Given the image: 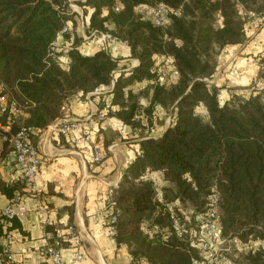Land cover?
<instances>
[{
    "label": "trees",
    "instance_id": "obj_1",
    "mask_svg": "<svg viewBox=\"0 0 264 264\" xmlns=\"http://www.w3.org/2000/svg\"><path fill=\"white\" fill-rule=\"evenodd\" d=\"M159 2L167 6L160 25L136 8L139 3ZM75 3L83 13L85 34L108 32L125 43L128 57L137 59L138 65L122 71L104 49L82 53L78 45L83 39L76 33L75 13L66 0H0V82L7 99L21 109L18 116L0 112V137L22 126L35 131L45 128L61 116L60 106L66 98L92 93L102 97L103 91L111 88L105 114L132 128L146 129L141 130L143 139L128 173L112 187L114 204L107 205L116 215L113 238L127 246L131 264H191V259L198 257L199 249L188 241L192 231L179 235L171 224L165 203L175 200L195 212L214 195L223 236L264 242V86L252 89L258 81L264 82V48L247 96H233L220 104L217 87L208 81L217 69V55L228 45L245 43L246 12L264 22V0ZM59 35L71 40L66 49L52 46ZM57 55L66 56L65 66ZM156 55L174 57L175 81L161 82L160 75L168 65L155 66ZM141 81L150 83L137 92L125 89ZM157 105L171 118L165 131L154 138L148 133ZM200 106L205 115L197 112ZM139 112L144 114L145 125L134 118ZM0 140L4 149L12 151L7 140ZM156 170L165 181L160 200L147 177ZM23 187V180L18 187H6L0 181V190L9 200L16 188L21 193ZM144 221L156 226L154 235L144 232ZM66 240L54 235L44 252L56 241L60 249ZM242 254L241 264H264L263 248Z\"/></svg>",
    "mask_w": 264,
    "mask_h": 264
},
{
    "label": "crops",
    "instance_id": "obj_2",
    "mask_svg": "<svg viewBox=\"0 0 264 264\" xmlns=\"http://www.w3.org/2000/svg\"><path fill=\"white\" fill-rule=\"evenodd\" d=\"M78 7L74 5L71 11L75 13L76 33L83 37L84 18ZM67 27L70 29V22ZM111 27L110 24L109 28ZM253 33L250 41L228 45L218 56L217 69L210 82L217 87L220 104L230 101L233 96L245 97L249 93L246 86L255 79L258 70L255 57L264 48V22ZM70 43L71 40H64L62 35L57 37L56 45L62 49L69 47ZM78 49L84 54L97 51L95 42L80 43ZM104 50L117 60L118 69L122 71L138 65L137 59L128 57L129 51L123 42L108 43ZM157 56L154 57L155 66ZM175 80L176 78L173 81ZM148 83L150 82H135L125 89L137 92ZM110 90L111 88L104 90L102 97L97 93L90 95V100L79 95L71 97L72 109L61 113L60 117L81 120L80 130L59 137H51L45 128L33 133L31 140L40 155V165L33 185L34 193L25 194L26 212L15 221L3 220L0 214V250L10 255L9 264H50L44 249L54 235L64 240L68 237L60 248L65 264H131L127 246L117 244L108 232L109 209L106 194L110 187L116 186L128 173L138 143L143 139L141 130L146 129L132 128L114 116L100 115L104 104L109 106L111 103ZM102 102L103 105L99 108V103ZM147 104L145 102L143 105ZM115 108V104L110 106L111 110ZM197 112L205 115L206 110L200 106L197 107ZM153 114L154 123L148 135L157 138L167 128L170 114L159 105L154 107ZM141 122L145 125V119ZM84 133H89V139L76 142ZM95 150L101 152L100 162L94 161ZM147 177L153 181L155 197L160 200V188L165 185L161 171H150ZM0 181L6 187H18L22 182L14 154L3 148L1 140ZM18 193L16 188L13 194ZM9 199L0 190V213ZM168 207L177 212L181 208L183 210L178 200L165 203L167 211ZM184 210L188 211V208ZM191 211L193 212L190 209L188 213ZM144 222L142 229L148 227V223ZM70 225L79 237V245H74L68 235ZM75 252L81 255L79 261L73 259Z\"/></svg>",
    "mask_w": 264,
    "mask_h": 264
},
{
    "label": "built area",
    "instance_id": "obj_3",
    "mask_svg": "<svg viewBox=\"0 0 264 264\" xmlns=\"http://www.w3.org/2000/svg\"><path fill=\"white\" fill-rule=\"evenodd\" d=\"M69 5H71L72 1L75 0H66ZM136 8L143 12V14L149 18L152 23L155 25H160L162 23V17L167 9L166 4L163 2H159L156 5H147L144 3L137 4ZM246 17L253 24H262V20L258 18L254 13L247 11ZM82 44H88L90 42H95L97 50L104 49L105 45L108 43H115L116 40L113 36H111L108 32H100L94 30L89 34H84L82 37ZM54 42L52 46H55ZM57 60L61 65L65 66L66 64V56L57 55ZM174 57L171 55H158L156 58L157 66L168 65V70L164 71L162 75H160V79L162 83L169 84L172 82L177 76L178 71L174 66ZM255 62L259 66V55L255 57ZM211 79L208 81L210 82ZM211 83V82H210ZM264 86L263 81H258L252 89L258 90L259 87ZM3 84L0 82V112L8 111L14 116H18L21 113V109L17 106L14 100H8L6 95L2 92ZM85 95L87 100H90V95ZM72 100L71 98H66L60 106L61 113H66L72 109ZM108 108V104H104L103 109L101 110V116H103ZM135 119H145L144 114L142 112L136 113L134 115ZM169 116V121H170ZM82 128L81 120L74 118H61L57 117L52 120L45 129L48 131L51 137H59L66 136L74 131H78ZM35 130L32 127H20L15 133L10 135H2L0 138L2 140H7L12 148V152L15 157L16 164L21 171L22 180L24 183V187L21 193L15 194L14 197L9 200V202L3 207L1 210V217L3 220H11L13 218L21 217L26 212V205L24 203L25 194L34 193V181L36 177V173L38 167L40 165V155L38 152L37 146L32 143L30 139V135L34 133ZM89 139V133H84L82 136L76 139V142L80 140ZM102 158L101 152L99 150L94 151V161L100 162ZM158 196V194H157ZM107 204L112 206L114 204L113 201V190L110 187L106 194ZM216 197L214 195H210L205 206V210L203 211V222L200 225L199 230L196 232L194 238L197 237L198 244L202 245L203 248L206 247L204 243L207 239V236L210 234L213 235L216 244L221 243V239H219L220 229H219V214L216 208ZM168 216L171 221L172 226L177 230L179 235H182L184 232L192 231L191 228H188L185 224L184 220L188 221V211L182 210L176 211L171 207H168ZM186 209V208H185ZM116 221L115 212L111 209L108 211V220H107V229L110 235L115 234V226L114 223ZM146 223V222H144ZM144 232L152 236L156 232V226H148L144 228ZM69 237L73 240L74 245H79V237L76 234V231L72 226L68 227ZM191 239V238H190ZM196 241V240H195ZM197 242V241H196ZM203 243V244H202ZM241 246V242H238ZM58 242L56 241L54 245H50L46 248V254L50 260V264H65L62 260L60 249L56 248ZM190 244H193V241L190 240ZM264 248V243H261ZM241 248V247H240ZM216 248H213L215 250ZM227 250V248L223 249ZM74 261H79L81 259V255L77 252L73 255ZM10 255L6 251L0 250V264H9ZM142 264H151L144 262ZM191 264H200L197 259L192 258ZM209 264H236L235 262H231L229 258L226 257H215Z\"/></svg>",
    "mask_w": 264,
    "mask_h": 264
},
{
    "label": "rangeland",
    "instance_id": "obj_4",
    "mask_svg": "<svg viewBox=\"0 0 264 264\" xmlns=\"http://www.w3.org/2000/svg\"><path fill=\"white\" fill-rule=\"evenodd\" d=\"M71 4L72 5H69L70 7H74V5L78 6L75 3V1H72ZM260 26H261V24L256 25V24L251 23L250 21L246 24L247 39L245 42L250 41V38H252V35L254 34L253 31H255V29L259 28ZM219 54L217 55V59H218ZM247 86H246V89H249V91H250L251 87H247ZM179 205H181V204H179ZM181 206L183 207V209L188 208V211H190V209H192V207L189 205L184 206L182 204ZM201 210L204 211L205 207L203 209H200V211ZM200 211L198 209L195 210L196 213L194 212V210H193V212L191 211V213L188 214V221L184 220L187 227L191 228V230H192V234H191L192 237L190 240L193 241L195 248L199 249L198 257H195V259H197L200 264H209V262L212 261L215 257H219V258L220 257H226V258H229L231 262H235L236 264H241L242 257H240V255L242 253H243L242 254V256H243L244 253L248 252L251 249L263 248L261 243H264V242L260 241V240L248 239L247 241H242V240L238 239L237 237H231L230 238V237L223 236L221 233V227H220L221 223H220L219 212H218V214H219L218 223H219V229H220L219 239H221V243L216 244V241L214 240L213 235L210 234L209 236H207V239L204 242L206 244V247L203 248L202 245L198 244L197 237L196 238L193 237L194 235H196V232L199 230L200 225L204 220V218H203L204 216L202 214L203 211H201V212ZM190 240H188L189 243H190ZM238 242L242 243L241 246L239 245ZM213 248H216V249L213 250ZM225 248H227V250H223Z\"/></svg>",
    "mask_w": 264,
    "mask_h": 264
}]
</instances>
